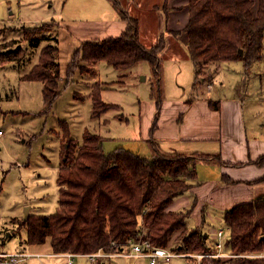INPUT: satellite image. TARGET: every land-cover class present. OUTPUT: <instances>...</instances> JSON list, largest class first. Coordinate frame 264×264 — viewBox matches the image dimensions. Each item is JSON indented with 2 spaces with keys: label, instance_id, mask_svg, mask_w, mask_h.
Here are the masks:
<instances>
[{
  "label": "trees",
  "instance_id": "obj_1",
  "mask_svg": "<svg viewBox=\"0 0 264 264\" xmlns=\"http://www.w3.org/2000/svg\"><path fill=\"white\" fill-rule=\"evenodd\" d=\"M108 1L125 23L123 31L116 37L83 42L74 52L69 68L75 67L81 72L83 69L78 65L84 62L88 72H92L98 62L104 61L124 81L139 63H148L150 98L155 107L146 140L150 157L125 149L105 153L96 134L85 131L81 143H77L63 128L65 142L56 178L58 205L51 215L30 214L23 220L21 226L26 230L27 244L41 245L48 239L53 253L91 254L100 249H122L142 232L151 244L166 247L172 235L182 231L179 243L171 247L173 250L206 252L207 237L201 229L194 227L188 231L186 228L191 208L174 212L168 207L195 182L197 163L223 165V162L219 154L165 152L153 140L164 102L161 55L167 40L160 34L154 45L146 47L139 40L138 20L127 12L121 0ZM188 14L183 31L171 34L177 37L182 32L188 39L194 86L201 79L207 81L202 73L212 64L240 62L248 71L262 60L264 0H188ZM47 23L23 27L25 41L35 45L40 31L37 29ZM21 57L20 47L4 50L0 52V63L17 59L19 62ZM22 79L42 83L43 100L50 104L60 79L57 46L44 47L39 63ZM242 83L243 87L245 78ZM101 90L94 84L89 95L93 118L114 107L101 100ZM211 106L217 109L216 103ZM251 163L264 167V155ZM222 181L229 182L225 177ZM259 181L264 182V176ZM222 222L229 228L226 250L243 257L215 260L212 264H264V258L247 257L264 252V194L257 200L228 209Z\"/></svg>",
  "mask_w": 264,
  "mask_h": 264
},
{
  "label": "rangeland",
  "instance_id": "obj_2",
  "mask_svg": "<svg viewBox=\"0 0 264 264\" xmlns=\"http://www.w3.org/2000/svg\"><path fill=\"white\" fill-rule=\"evenodd\" d=\"M84 1L0 0V52L19 47L23 50L19 62L17 59L0 63V131L3 132L0 136V250L7 253L22 249L30 255L53 253L48 239L41 245L27 244L26 230L21 224L27 207L30 208L29 214L51 215L56 211V178L60 151L65 142L63 128L77 143H81L85 131L96 134L101 139L103 151L111 153L145 140L146 125L150 118L153 119L150 108L146 106L152 103L151 70L148 63H139L134 76L130 74L124 81H120L118 72L104 61L98 62L92 72H88L84 62L78 65L83 71L75 67L70 70L74 51H68V36L64 41L66 46L59 52L60 79L50 104L43 100L41 83L22 79L24 74L39 63L44 47L56 46L55 36L63 34L65 38L64 26L55 27L53 22L63 19L66 24L74 23L77 19L70 16L72 6L75 5V10L80 9ZM122 6L125 7V3ZM143 9H148L146 4ZM76 16L83 17V14L77 13ZM42 22L48 23L37 29L40 30L37 43L29 45L23 38V27H40ZM143 22L145 32H149L152 29L151 17L147 15ZM262 43V60L254 63L248 71L242 70L244 88L239 76H234L242 66L240 62L232 64L233 67H223V70L219 67L220 73L216 72L214 83L216 87L223 83L226 88L240 85V93L247 95L244 97L253 95L252 104L259 109L258 116L264 118V38ZM168 54L169 57H161L164 67L171 65L174 58H182L175 51L170 50ZM171 54H176V57L171 59ZM212 66H208L202 73L208 81L213 78ZM94 84L106 87L100 92L101 100L114 106L98 118L91 115L89 95ZM201 86L207 87L201 83L196 89ZM169 87V81L166 82L163 76L164 98L166 94L171 95L167 90ZM170 91L174 93L169 98L172 101L188 95V92L182 90ZM244 101L247 105L251 99L245 98ZM219 226L224 227V224H217L216 227ZM182 233H174L168 245L175 247ZM22 264H66V261L63 258L45 257L40 260L32 258ZM74 264H148V261L110 257L92 263L85 257H76ZM169 264L187 263L185 259L173 258Z\"/></svg>",
  "mask_w": 264,
  "mask_h": 264
},
{
  "label": "crops",
  "instance_id": "obj_3",
  "mask_svg": "<svg viewBox=\"0 0 264 264\" xmlns=\"http://www.w3.org/2000/svg\"><path fill=\"white\" fill-rule=\"evenodd\" d=\"M121 1L125 3L124 8L127 12L138 20V35L143 45L146 47L154 45L160 34H163L167 45L162 52V58L169 57L170 50L182 57L174 58L169 66L163 65V76L166 82L169 81L170 87L167 90L171 95L174 93L170 90H182L188 92V95L172 101L169 99L171 95L166 94L160 108L157 128L153 132V140L165 152L219 154L223 162V165L205 162L197 164L196 180L191 188L176 197L168 207V210L174 212L191 208L185 221L186 228L199 227L208 238L217 228V224H223L222 217L225 211L235 205L257 200L264 194V182L259 181L264 176V167L251 163L264 155L262 129L264 118L258 116L259 109L252 104L253 95L244 97L247 95L240 93V85L236 84L234 88H226L223 83L215 86L214 78L218 68L221 67L223 70V67H233L231 65L237 62L212 64L213 78L209 81L201 79L197 85L203 83L207 87L201 86L196 89L197 86H194V70L188 54V39L182 32L177 37L171 34L185 28L189 18L188 0ZM144 4L147 10L143 9ZM74 6L70 13L71 18L77 19L74 23L66 24L63 19L54 21L56 27L64 26L66 33L65 38L62 37L63 34L55 36L58 58L59 52L66 46L64 41L67 36L68 51L75 52L83 42L116 37L125 27V23L108 0H86L77 10ZM74 10L76 15L80 13L83 17L74 15ZM147 15L152 19V29L149 32H145L143 28V19ZM175 55L171 54V59ZM137 67L132 70L131 75L134 76ZM242 70L243 66H240L234 75L239 76L241 82ZM41 85L43 88L42 83ZM243 98H249L251 102L245 105ZM152 103L146 106L150 108L154 117L155 107ZM212 103L217 104V109L212 108ZM151 122L152 118L148 120L145 128L146 139L125 150L142 157H150L145 142ZM222 177L227 178L230 183L222 181Z\"/></svg>",
  "mask_w": 264,
  "mask_h": 264
},
{
  "label": "built area",
  "instance_id": "obj_4",
  "mask_svg": "<svg viewBox=\"0 0 264 264\" xmlns=\"http://www.w3.org/2000/svg\"><path fill=\"white\" fill-rule=\"evenodd\" d=\"M3 132L0 131V136ZM145 233L142 232L136 239L129 241L122 249H110L109 251L98 250L91 254H73V253H51L47 255H30L24 252V249L7 253L0 250V264H22L28 260L42 259V258H63L66 264H74L76 257H85L92 263H97L110 257L126 258V259H144L148 264H169L173 258L185 259L187 264H212L215 260H229L239 257L241 255H234L226 250L229 241V228L224 224V227H217L210 237L206 239L207 251L206 252H189V251H176L171 246L158 247L149 242L145 238ZM225 239L223 240V238ZM116 253V254H115ZM251 258H264V252L248 255Z\"/></svg>",
  "mask_w": 264,
  "mask_h": 264
},
{
  "label": "water",
  "instance_id": "obj_5",
  "mask_svg": "<svg viewBox=\"0 0 264 264\" xmlns=\"http://www.w3.org/2000/svg\"><path fill=\"white\" fill-rule=\"evenodd\" d=\"M241 53H242V52H241V51H239V54H241ZM28 209H29L28 207H27V208H25V213H24V214H25V218L28 216Z\"/></svg>",
  "mask_w": 264,
  "mask_h": 264
}]
</instances>
